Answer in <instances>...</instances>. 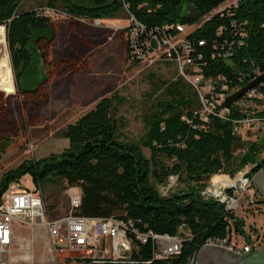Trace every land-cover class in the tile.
Returning a JSON list of instances; mask_svg holds the SVG:
<instances>
[{"label": "trees", "instance_id": "trees-1", "mask_svg": "<svg viewBox=\"0 0 264 264\" xmlns=\"http://www.w3.org/2000/svg\"><path fill=\"white\" fill-rule=\"evenodd\" d=\"M227 1L47 0L45 7L49 10L60 7L73 19H113L125 10L128 20L132 17L147 31H168L174 35L173 27L177 24L195 26L186 39L194 44L191 54L202 56L197 63L204 78L222 76L228 89L234 92L263 76L247 91L256 90L262 95L261 100L252 101V105L262 110L251 111L250 107L238 105L244 101L245 92L229 106L224 105V100L219 104L210 102L211 108L202 117L196 112L200 108L197 93L176 66L177 78L153 90L159 94L143 117L144 133L136 142L117 132L122 126L113 118L116 96L103 98L65 128L62 137L68 146L60 153L23 161L3 173L0 197L10 184L19 183L24 176H29L33 187L42 194L48 188L65 191L78 187L81 204L74 215L131 220L140 233L151 231L182 241L180 254L167 259H155L149 243L135 241L125 258L99 264H191L207 241L229 243L232 232L251 244L243 220L226 211L215 199L201 195L211 177L226 174L233 178L251 166L248 176L253 178L264 168V161L259 158L264 151V139L246 142L244 154L236 159L234 152L241 137L233 133L234 126L248 114L264 123V0H237L220 8ZM20 2L0 0V25L6 27V45L18 90L26 95L35 92L46 78L44 67L36 62L41 57L37 44L48 42L54 30L50 18L42 12L17 13ZM182 6L194 10L197 19L181 16ZM205 17L209 18L196 27ZM124 48L129 54L127 39ZM29 80L31 83H26ZM224 108L228 112L222 116ZM7 143V139L0 140V155ZM142 149L149 151L148 158ZM170 177L187 183V189L162 196L158 188ZM255 196L259 204H264V197L257 191ZM45 209L48 217L54 216V205L45 204ZM77 261L93 264L86 258Z\"/></svg>", "mask_w": 264, "mask_h": 264}, {"label": "rangeland", "instance_id": "rangeland-1", "mask_svg": "<svg viewBox=\"0 0 264 264\" xmlns=\"http://www.w3.org/2000/svg\"><path fill=\"white\" fill-rule=\"evenodd\" d=\"M236 1L228 0L220 8ZM46 2L47 0H21L17 8V13L42 12L53 24L52 38L48 42L37 44L41 57L36 59V52H33L37 65L44 67L46 76L35 92L26 95L19 92L6 42L0 43V58L6 57L11 72V80L2 84L1 88L5 90L11 87L16 92L14 95H6L0 91L3 94L0 102V140L8 141L0 155V177L23 161L38 160L60 153L68 146V141L62 137L65 128L103 98L116 96L113 118L117 125L122 126L118 127L117 132L126 140L136 142L144 133L143 117L150 112L151 104L159 94L153 90L177 78L173 62L166 63L156 57L137 63L129 61L124 48V29L128 23L125 10H121L113 19L91 21L69 18L60 7L55 11L49 10L45 7ZM184 12L185 8L182 14ZM203 21L201 19L198 24ZM0 27L3 28L4 25ZM199 88L193 86L192 89L200 93ZM198 101L200 108L196 112L202 117L211 108L210 102H223ZM250 110L260 111L262 107L253 104ZM239 135L241 143L235 148L236 159L244 154L246 142L264 139V130L254 124L249 130L241 128ZM142 151L148 158L149 151ZM165 162L171 164L170 160L165 159ZM243 170L233 178L224 174L226 182L234 185L239 181L240 173L246 171ZM214 178L205 182L202 192L215 183ZM19 182L21 188H34L29 176H24ZM187 187L188 184L177 177H170L158 191L162 196H167L185 191ZM255 199L256 204L250 207L246 205V200H241L234 215L243 220L245 233L250 237L252 252L247 254L246 261L249 264H264V204L258 203L257 196ZM43 200L46 205L55 206L54 216L48 219L61 218L71 212L66 190L45 189ZM15 230L20 240L15 241L14 254L31 249L35 264H82L77 259L84 258L83 251H66L58 255L53 263L47 252L48 242L42 229L31 230L16 226ZM229 243L238 247L248 245L235 232H232ZM102 256L103 254H97V258ZM6 261V258H1V262Z\"/></svg>", "mask_w": 264, "mask_h": 264}, {"label": "built area", "instance_id": "built-area-1", "mask_svg": "<svg viewBox=\"0 0 264 264\" xmlns=\"http://www.w3.org/2000/svg\"><path fill=\"white\" fill-rule=\"evenodd\" d=\"M208 18L205 17L203 20ZM127 21L125 28L129 29L125 35L130 47L127 54L129 61L142 62L156 57L157 60L173 62L181 77L192 88L200 86V93H197L200 100H225L232 92L224 83L222 76L216 79L204 78L197 63L202 56L191 54L194 44L186 39L195 26L177 24L173 27L175 34L172 35L168 31L164 33L156 30L147 31L142 25L134 22L132 17ZM200 26L201 24L196 25V27ZM152 42L156 43L155 48ZM202 43L198 42V45L202 46ZM261 99V94L256 90H250L242 99L244 101L238 105L244 109L251 108L253 100ZM227 112L224 108L221 111L222 116ZM254 124L260 130H264V123L248 114L234 126L233 133L239 135L241 128L249 130ZM259 158L264 161V151ZM245 168L246 171L240 173L239 181L235 182L233 190H226L225 180H220L205 189L201 195L206 199H215L224 206L226 211L232 213L240 207L241 200H246L248 207L253 206L256 204L255 189L252 184L253 178L248 176L252 167ZM66 192L71 212L61 218L48 219L41 190L21 188L20 182L8 186L0 197V264H35L31 249L14 254L15 241L20 240L15 230L16 226L28 227L31 230L42 229L48 242L47 252L51 255L53 263L56 262L55 258L58 255L66 251H83L85 253L83 257L93 264L102 263L104 260L117 262L132 251L135 241L144 245L149 243L152 246L154 258L158 260L180 254L181 239L179 242H171L169 236L156 235L151 231L140 233L131 220L74 215L73 212L81 204V191L78 187H69ZM207 243H224V248L239 256L252 250L251 245L238 247L226 240H209L205 244ZM98 253L103 256L97 258ZM1 258H6L7 261L1 262Z\"/></svg>", "mask_w": 264, "mask_h": 264}, {"label": "water", "instance_id": "water-1", "mask_svg": "<svg viewBox=\"0 0 264 264\" xmlns=\"http://www.w3.org/2000/svg\"><path fill=\"white\" fill-rule=\"evenodd\" d=\"M182 7L183 9L185 8V12L184 14H182L183 9H181L180 12L181 16L186 15L189 18H192L193 20L197 19L195 11L192 10L189 6H182ZM5 42H6V38H5ZM152 46L153 48H155L156 43L152 42ZM262 78L263 76H258L257 78L249 82L246 86L237 89L236 91L229 94L224 100V105L229 106L232 103H234L245 92L251 89L256 83H258ZM13 90H14L13 88L7 87L5 90H1V92L6 95H9L13 92ZM252 184L255 191H257L261 197H264V168L260 170L253 177ZM247 258L248 255L239 256L223 247L203 246L196 252L191 264H249L246 261Z\"/></svg>", "mask_w": 264, "mask_h": 264}, {"label": "bare ground", "instance_id": "bare-ground-1", "mask_svg": "<svg viewBox=\"0 0 264 264\" xmlns=\"http://www.w3.org/2000/svg\"><path fill=\"white\" fill-rule=\"evenodd\" d=\"M4 38H5V26L3 28L0 27V43L5 42ZM10 77H11V72H10L8 60L6 59V57H2V58H0V86H2V84H4L5 82H9L11 80ZM1 90H3V89L1 88ZM14 94H15V90H13V92L9 95H14ZM225 177L226 176H224V177L216 176L214 178V181H215V183H217L220 181V179L225 180L226 190H233L234 185L228 184L226 182ZM171 242H179V239H171ZM204 246H219V247L224 248V243H207Z\"/></svg>", "mask_w": 264, "mask_h": 264}, {"label": "crops", "instance_id": "crops-1", "mask_svg": "<svg viewBox=\"0 0 264 264\" xmlns=\"http://www.w3.org/2000/svg\"><path fill=\"white\" fill-rule=\"evenodd\" d=\"M251 252H252V250L249 253L244 254V256L247 255V254H251Z\"/></svg>", "mask_w": 264, "mask_h": 264}]
</instances>
